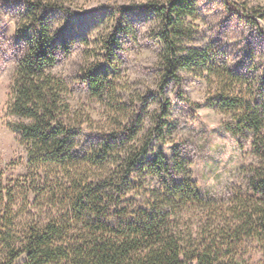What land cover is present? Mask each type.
Masks as SVG:
<instances>
[{
    "label": "rangeland",
    "instance_id": "1",
    "mask_svg": "<svg viewBox=\"0 0 264 264\" xmlns=\"http://www.w3.org/2000/svg\"><path fill=\"white\" fill-rule=\"evenodd\" d=\"M36 1L56 9L0 0V180L5 185H30L28 152L12 127L19 119L8 106L18 61L42 26L60 47L50 72L66 83L64 97L83 127L81 146L97 149L105 140L118 146L116 153L130 147L147 150L121 193L104 187L103 210L143 208L151 191L184 179L221 203L240 195L264 199L249 183L255 173L256 181L264 182V19L257 17L264 12V0H198L196 13L185 21L187 36L178 46L183 54L201 51L208 67L178 68L177 80L165 67L161 15L140 9L162 7L169 0ZM124 7L134 11L122 15ZM111 40L107 56L104 47ZM95 75L110 83L103 96L90 89L89 77ZM222 97L239 101L238 107H223ZM253 112L260 117L258 124L248 116ZM157 159L171 165L162 177L149 173ZM58 174L50 170L47 182L57 190L55 198H38V193L28 202L18 198L15 209H24L23 220L69 217L74 197L68 194L74 191H66L65 183L57 189L55 180L62 178ZM225 236L223 250L237 264H264V235L244 233L236 241Z\"/></svg>",
    "mask_w": 264,
    "mask_h": 264
},
{
    "label": "trees",
    "instance_id": "2",
    "mask_svg": "<svg viewBox=\"0 0 264 264\" xmlns=\"http://www.w3.org/2000/svg\"><path fill=\"white\" fill-rule=\"evenodd\" d=\"M20 1L37 10L56 9L51 3ZM197 1L169 0L162 7L140 8L163 19L162 39L168 54L165 67L174 80L178 68L208 67L201 51L189 49L183 54L178 46L187 36L185 21L196 13ZM229 5L240 11L235 3ZM132 11L134 8L124 7L121 14ZM257 17L264 19V12ZM49 35L41 26L18 61L14 76L8 111L19 119L12 127L27 149L31 176L29 186H7L0 180V264H237L223 250L225 235L235 241L244 233L264 235V199L240 195L221 203L204 196L196 182L184 179L151 191L143 208L113 213L103 210L104 187L121 193L147 150L130 147L116 153L118 146L105 140L97 149L87 151L81 146L83 127L64 97L66 83L50 72L58 63L60 47ZM111 46L112 40L104 47L107 56ZM88 81L98 97L110 89L106 77L95 75ZM221 103L229 109L239 105V101L224 97ZM248 116L254 118L253 123L260 122L258 113ZM50 170L62 176L55 180L57 189L65 183L66 191H74L68 194L74 197L69 217L23 220L20 212L24 209H15L18 198L23 196L28 202L33 193H38V198L56 197L57 190L47 184ZM170 170L171 165L160 163V159L149 167V173L160 177ZM45 176L47 180L39 184L37 180ZM257 177L251 175L250 186L264 195V182H257ZM34 184L38 188H33Z\"/></svg>",
    "mask_w": 264,
    "mask_h": 264
}]
</instances>
